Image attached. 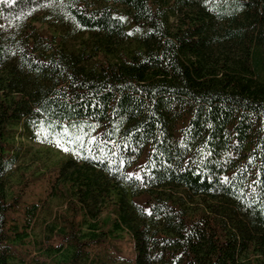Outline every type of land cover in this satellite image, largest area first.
<instances>
[{
    "label": "trees",
    "instance_id": "obj_1",
    "mask_svg": "<svg viewBox=\"0 0 264 264\" xmlns=\"http://www.w3.org/2000/svg\"><path fill=\"white\" fill-rule=\"evenodd\" d=\"M22 140L65 153L42 257ZM0 264H264V0H0Z\"/></svg>",
    "mask_w": 264,
    "mask_h": 264
},
{
    "label": "rangeland",
    "instance_id": "obj_2",
    "mask_svg": "<svg viewBox=\"0 0 264 264\" xmlns=\"http://www.w3.org/2000/svg\"><path fill=\"white\" fill-rule=\"evenodd\" d=\"M20 140L19 142H21ZM22 142L26 148L18 165L23 167L15 173L13 188H16L18 181L24 179L27 183L23 190L24 201L38 203L39 210L30 229L28 239L31 242L28 246L35 256L42 257L45 250L50 246L49 242H53L54 245L59 242L56 239L53 241L51 237H47L48 234L53 235L50 231L51 227H58L62 216L70 214V209L67 207V199L51 192L52 179H54L56 174L52 167L58 164L57 160L64 156L65 153L64 150L45 146L37 142L28 140H22ZM35 176L39 177L35 178ZM65 243L63 248H65ZM117 246L121 250L120 255L134 256L132 240L128 233L124 232L121 235L117 240ZM111 253L113 255L117 254L112 248Z\"/></svg>",
    "mask_w": 264,
    "mask_h": 264
},
{
    "label": "snow or ice",
    "instance_id": "obj_3",
    "mask_svg": "<svg viewBox=\"0 0 264 264\" xmlns=\"http://www.w3.org/2000/svg\"><path fill=\"white\" fill-rule=\"evenodd\" d=\"M128 176L131 178L133 176H137L136 173H128ZM138 178H141V177H138ZM225 180H227V177H225Z\"/></svg>",
    "mask_w": 264,
    "mask_h": 264
}]
</instances>
